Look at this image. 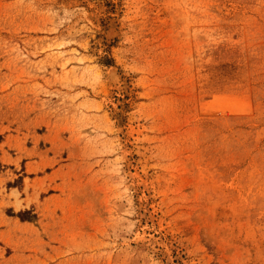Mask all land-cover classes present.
Returning a JSON list of instances; mask_svg holds the SVG:
<instances>
[{
    "label": "rangeland",
    "instance_id": "1",
    "mask_svg": "<svg viewBox=\"0 0 264 264\" xmlns=\"http://www.w3.org/2000/svg\"><path fill=\"white\" fill-rule=\"evenodd\" d=\"M0 264H264V0H0Z\"/></svg>",
    "mask_w": 264,
    "mask_h": 264
},
{
    "label": "bare ground",
    "instance_id": "2",
    "mask_svg": "<svg viewBox=\"0 0 264 264\" xmlns=\"http://www.w3.org/2000/svg\"><path fill=\"white\" fill-rule=\"evenodd\" d=\"M109 75L114 78L116 76V74L114 72H110Z\"/></svg>",
    "mask_w": 264,
    "mask_h": 264
}]
</instances>
